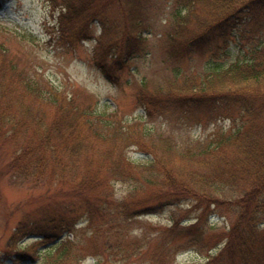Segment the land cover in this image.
I'll return each instance as SVG.
<instances>
[{
  "label": "rangeland",
  "instance_id": "374dc122",
  "mask_svg": "<svg viewBox=\"0 0 264 264\" xmlns=\"http://www.w3.org/2000/svg\"><path fill=\"white\" fill-rule=\"evenodd\" d=\"M66 1L0 0V66L11 69L10 65H15L19 73L34 78L44 89L50 84L61 89L64 97L73 98L80 112L87 109L104 113L119 128L118 135L112 134L115 130L111 133L115 142L110 144L114 147L124 142L121 131L125 128L146 130L147 135L140 140L148 152L135 143L123 147L122 153L135 166L147 165L151 153H155L153 164L160 171L194 168L196 164L188 158L232 129L224 114L210 113L212 108L205 104L192 108L189 102H200L202 98L181 91L186 80L195 84L203 79L212 52L201 47L202 43L186 44L175 34L183 24L182 18L188 15L192 19L188 24L195 29L197 21L206 15L204 8L197 4L189 11L188 5L194 0H141L137 5H124L125 9L109 8L107 14L104 12L105 28L91 20L102 11L96 9L107 8L112 0H72L76 13L64 18L66 27L62 28L61 19L58 23L55 19L58 13H52L55 8L63 10ZM180 9L183 11L179 17ZM244 30L241 33L246 39L233 43L234 57L227 64L243 58V45L249 48L263 39L260 29L245 26ZM86 31L90 32L87 40L83 39ZM115 57L121 61L112 65ZM147 108L151 116L146 115ZM8 150L0 149V255L8 250L19 224L72 206L79 210L67 218L76 219L81 244L92 248L95 235L89 226L91 217L84 213V198L72 197L69 190L55 183L34 184L16 179L7 170L11 160ZM230 152L229 148L222 150L223 154ZM112 187L120 197L130 188L123 181L113 182ZM166 198L161 203H144L142 210L150 209L149 212L123 222L127 238L121 239L120 246L110 248L114 243L105 237L107 230H102L103 235L95 241L98 257L90 255L85 264H208L217 258L228 241V229L236 219L235 209L217 207L202 214L189 200ZM109 208L113 212L107 219L118 212L113 206ZM174 219L180 227L190 223L194 227L192 234L182 231L186 238L180 243L188 247L170 251L175 246L165 247L162 243ZM34 240L30 237L23 241H30V254L44 248ZM125 252L128 257L120 259ZM154 252L163 254L164 261L153 262Z\"/></svg>",
  "mask_w": 264,
  "mask_h": 264
},
{
  "label": "trees",
  "instance_id": "16d2710c",
  "mask_svg": "<svg viewBox=\"0 0 264 264\" xmlns=\"http://www.w3.org/2000/svg\"><path fill=\"white\" fill-rule=\"evenodd\" d=\"M115 1L108 7L138 2ZM72 2L68 0L64 4L63 27H66L64 18L76 13ZM197 4L204 8L206 15L197 21L195 29L188 24L192 22L191 17H183L175 37L181 36L186 44L202 43L201 47L212 53L203 79L195 84H188L186 80L181 91L202 98L200 102L198 99L189 102L192 108L207 105L212 108L210 113L224 114L225 119L231 120L232 129L188 158L196 164L191 169L162 172L152 163L136 167L124 155L116 154V148L113 155L114 149L106 144L111 140L108 135L116 127L108 116L87 109L80 112L73 98L64 97L61 89L51 84L44 89L34 78L19 73L15 65L9 64L11 69L0 66V149H10L7 170L18 180L55 183L69 190L72 197L82 196L87 203L85 213L91 217L89 226L95 235L91 254H98L95 241L103 235L102 230H107L105 237L114 243L110 248L115 244L120 246L121 239L127 238L123 222L149 212L150 209L142 210L144 203L158 200L161 203L168 197L166 200L170 201L189 200L203 213L212 206L235 209L236 219L228 229V241L221 254L208 264H264V0H194L188 5L189 11ZM107 9L103 8L92 20L98 19L105 26ZM182 11L179 10V17ZM245 26L260 29L263 39L249 48L243 45V58H246L227 64L226 58L234 56L231 42L240 39L238 34L245 31ZM241 37L246 39L244 34ZM114 60L113 63L121 61ZM147 110V116H151ZM146 132L125 128L121 131L124 142L118 149L135 143L145 150L140 139ZM226 148L232 152L223 154ZM114 180L134 182L120 200L110 190ZM138 195L142 196L138 198ZM114 202L120 206L118 212L107 219L103 211ZM78 210L72 206L54 216L22 222L9 248L17 249L18 242L30 234L41 236L47 247L40 251L38 259L16 251L12 256L14 264H83L89 248L81 244L78 235L75 239L62 235L64 231H76V219L67 217ZM179 225L174 219L164 235L162 244L175 246L170 251L188 247L180 243L186 238L182 231L186 229L192 234L194 225ZM127 257L125 252L120 259ZM160 259L163 254L154 252L152 261Z\"/></svg>",
  "mask_w": 264,
  "mask_h": 264
}]
</instances>
